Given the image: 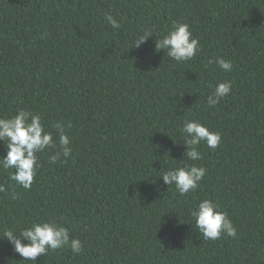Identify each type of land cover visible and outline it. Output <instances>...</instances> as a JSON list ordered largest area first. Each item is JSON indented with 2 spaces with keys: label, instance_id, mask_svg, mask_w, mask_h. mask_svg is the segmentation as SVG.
<instances>
[{
  "label": "trees",
  "instance_id": "1",
  "mask_svg": "<svg viewBox=\"0 0 264 264\" xmlns=\"http://www.w3.org/2000/svg\"><path fill=\"white\" fill-rule=\"evenodd\" d=\"M174 21L199 40L191 60L155 48ZM224 80L230 94L210 107ZM18 109L39 114L57 145L65 124L71 153L55 164L57 149L38 153L28 190L0 168V236L55 219L83 251L25 260L0 238V264H264V0H0V117ZM190 119L221 134L216 149L201 142L199 161L183 157ZM185 164L207 172L180 196L161 176ZM205 198L236 237L203 238L190 210Z\"/></svg>",
  "mask_w": 264,
  "mask_h": 264
},
{
  "label": "clouds",
  "instance_id": "2",
  "mask_svg": "<svg viewBox=\"0 0 264 264\" xmlns=\"http://www.w3.org/2000/svg\"><path fill=\"white\" fill-rule=\"evenodd\" d=\"M106 21L113 29L118 28L119 22L111 14L105 15ZM151 31L145 30L139 35L135 46L139 47L149 36ZM43 38V34H42ZM156 50H167L169 58L183 62L191 60L200 50L199 40L193 36L190 25L186 22L174 21L171 28L159 41L155 43ZM210 63H215L225 72L232 70V62L217 56ZM212 92L207 97V104L215 106L224 97L230 94L232 85L228 80L220 81L212 86ZM69 123L67 127H70ZM56 130L59 133V145L53 138V133L47 131L39 114L31 110L18 109L14 115L0 117V141L5 143L7 153L0 158V168L14 170L9 173L22 188L28 190L32 187L37 170L40 167L38 153L47 149H57L48 156L50 164H55L60 157H69L71 153L70 138L65 133L66 125L57 122ZM184 134L186 151L183 154L191 161L202 159L198 146L205 142L211 149H216L221 141V134L210 130L208 126L196 119L185 120L180 129ZM207 169L196 164L172 167L164 171L161 176L166 185H174L180 196H185L197 189L199 182L206 175ZM0 191L5 188L0 185ZM17 194H11L16 199ZM205 240H217L222 235L236 237L237 229L228 214L222 210L221 205L213 199L205 198L190 210ZM13 245L14 251L25 260L36 261L40 255H46L49 250H57L69 247L73 254L83 251L81 240L70 234L67 227L59 224L55 219L41 220L30 227L21 229L16 235L12 229H5L3 236ZM24 241H27L26 243Z\"/></svg>",
  "mask_w": 264,
  "mask_h": 264
}]
</instances>
